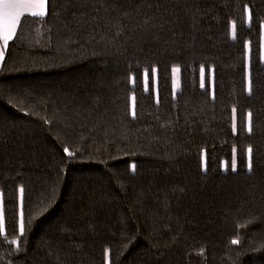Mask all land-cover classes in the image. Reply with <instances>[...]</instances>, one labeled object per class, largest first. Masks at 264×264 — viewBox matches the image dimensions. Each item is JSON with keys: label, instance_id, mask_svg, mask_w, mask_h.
Listing matches in <instances>:
<instances>
[{"label": "trees", "instance_id": "16d2710c", "mask_svg": "<svg viewBox=\"0 0 264 264\" xmlns=\"http://www.w3.org/2000/svg\"><path fill=\"white\" fill-rule=\"evenodd\" d=\"M0 264H264V0L22 16L0 64Z\"/></svg>", "mask_w": 264, "mask_h": 264}, {"label": "snow or ice", "instance_id": "6c2138e0", "mask_svg": "<svg viewBox=\"0 0 264 264\" xmlns=\"http://www.w3.org/2000/svg\"><path fill=\"white\" fill-rule=\"evenodd\" d=\"M45 7V0H0V42L6 45L12 39L20 23V18L25 12L30 13L31 16L39 17L45 14ZM3 54V49L0 48V59L3 58ZM249 131L251 132V127ZM65 152H68L67 148H65ZM249 167H251L250 164ZM21 231L23 232V223ZM232 242L237 243L236 240Z\"/></svg>", "mask_w": 264, "mask_h": 264}, {"label": "rangeland", "instance_id": "374dc122", "mask_svg": "<svg viewBox=\"0 0 264 264\" xmlns=\"http://www.w3.org/2000/svg\"><path fill=\"white\" fill-rule=\"evenodd\" d=\"M172 88L173 91H176L178 88V69L174 68L172 70Z\"/></svg>", "mask_w": 264, "mask_h": 264}, {"label": "crops", "instance_id": "0c3cea01", "mask_svg": "<svg viewBox=\"0 0 264 264\" xmlns=\"http://www.w3.org/2000/svg\"><path fill=\"white\" fill-rule=\"evenodd\" d=\"M45 5H46V0H45ZM45 14H46V7H45ZM44 14V15H45ZM24 15H30V13H28V12H25L22 16H24ZM43 15V16H44ZM21 16V17H22ZM31 16V15H30ZM39 17H42V16H39ZM21 19V18H20ZM15 34V33H14ZM14 36V35H13ZM11 40V39H10ZM9 40V41H10ZM9 41L7 42V44L9 43ZM7 44L5 45V44H3V42H0V48H2L3 49V53H4V51H5V49H6V46H7ZM3 56H4V54H3ZM2 60H3V58L2 59H0V64H1V62H2Z\"/></svg>", "mask_w": 264, "mask_h": 264}]
</instances>
